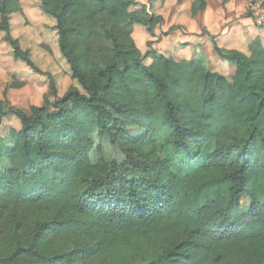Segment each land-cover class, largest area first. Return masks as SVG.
I'll list each match as a JSON object with an SVG mask.
<instances>
[{"label": "trees", "instance_id": "obj_1", "mask_svg": "<svg viewBox=\"0 0 264 264\" xmlns=\"http://www.w3.org/2000/svg\"><path fill=\"white\" fill-rule=\"evenodd\" d=\"M205 6L198 0L193 13ZM40 7L79 88L58 96L12 36L20 0H0L2 42L48 77L53 97L30 114L0 101V126L11 116L20 123L0 134V264H264L261 37L248 55L213 42L228 78L197 54L161 55L154 41L143 55L135 27L155 38L163 18L139 0ZM104 137L120 158L95 159Z\"/></svg>", "mask_w": 264, "mask_h": 264}, {"label": "rangeland", "instance_id": "obj_2", "mask_svg": "<svg viewBox=\"0 0 264 264\" xmlns=\"http://www.w3.org/2000/svg\"><path fill=\"white\" fill-rule=\"evenodd\" d=\"M250 2L251 0H249L248 5ZM225 3L226 1H224ZM248 5L245 15H250V18H252L247 10ZM20 8L22 12L13 14L10 19L12 36L18 39L22 49L30 53L37 68L52 76L59 97L63 96L70 88H79L77 82L72 78L69 65L60 53L55 20L42 12L40 0H20ZM175 30H180L182 34L187 32V30L176 27L172 31V27L163 25L160 34L152 39L154 42L159 43L163 38L169 37V40H166L162 45V52H165L169 57H173V55L180 57L183 54L181 50L177 49L176 40H173L172 36L166 35L175 33ZM148 42V40L143 41L141 45V48L144 47L141 51L143 55L148 51ZM186 46H188L186 43L180 45V47ZM204 54L207 57V54ZM195 56L196 53L193 49H191L190 54L185 56L183 54L185 60H191ZM148 62V59H146L145 63L149 64ZM207 62L210 63L208 65L211 70L216 69L228 78L233 77V71L228 65L222 66L216 59L213 60L208 57ZM48 93V77L35 73L24 63L14 60L10 47L2 42V35L0 34V101L6 107L17 108L30 114L32 106L41 107L45 99L53 100L52 96H47ZM19 128L18 119L11 116L2 121L0 134L8 135L11 130H19ZM127 131L132 136H137L142 132L138 127H129ZM95 151V159L103 157L111 161L122 156L119 149L113 146L106 137L96 138ZM249 208L250 200L243 197L241 200V215H244ZM7 251L8 248L0 244V253L5 256Z\"/></svg>", "mask_w": 264, "mask_h": 264}, {"label": "crops", "instance_id": "obj_3", "mask_svg": "<svg viewBox=\"0 0 264 264\" xmlns=\"http://www.w3.org/2000/svg\"><path fill=\"white\" fill-rule=\"evenodd\" d=\"M139 1L145 4L150 12L163 18V24L155 30V37L160 34L163 25L187 30L184 34L180 30H175V33L168 34V36H172L171 38L176 40V47L182 51L184 56L190 54L193 49L207 65L209 63L207 57L216 59L222 66L228 65L215 55L213 42L221 49L238 50L247 55L249 54L248 45L253 39L261 37L264 43V29H259L255 21L249 15H245L249 0H226L225 4L224 0H203L206 4L205 9L198 13H193V5L198 0ZM132 37L140 51L144 49V47L141 48L143 41H153L152 39H154L143 27L139 26L135 27ZM166 40H169V37L153 44V49L164 56L167 54L162 52V45ZM183 43L188 46L180 47ZM204 53L207 54V57ZM183 54L180 57L177 55H173V57L177 61H182L185 60ZM148 61V65H150L152 60L148 58ZM212 71L220 73L216 69Z\"/></svg>", "mask_w": 264, "mask_h": 264}, {"label": "built area", "instance_id": "obj_4", "mask_svg": "<svg viewBox=\"0 0 264 264\" xmlns=\"http://www.w3.org/2000/svg\"><path fill=\"white\" fill-rule=\"evenodd\" d=\"M251 14L252 19L259 26L264 25V1L263 0H251L247 8Z\"/></svg>", "mask_w": 264, "mask_h": 264}]
</instances>
